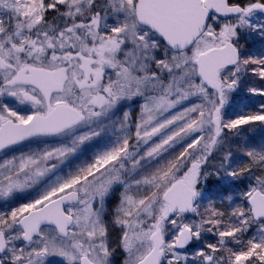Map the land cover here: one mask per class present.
I'll list each match as a JSON object with an SVG mask.
<instances>
[{"label":"snow or ice","instance_id":"6c2138e0","mask_svg":"<svg viewBox=\"0 0 264 264\" xmlns=\"http://www.w3.org/2000/svg\"><path fill=\"white\" fill-rule=\"evenodd\" d=\"M245 89L264 0H0V264H264Z\"/></svg>","mask_w":264,"mask_h":264},{"label":"rangeland","instance_id":"374dc122","mask_svg":"<svg viewBox=\"0 0 264 264\" xmlns=\"http://www.w3.org/2000/svg\"><path fill=\"white\" fill-rule=\"evenodd\" d=\"M247 96H248V93H247V90L245 89L244 92L241 93V95L239 97L240 100H243L242 106L237 107L239 113H242L241 111H244V110H242V108L245 109V107H247V106H249L251 108V109H248L249 111L256 110L259 107V103L262 100H264V98H261V97H258V96L252 97L249 100V99L246 98ZM184 106H188L187 105V102L185 103ZM128 110L129 111H132L133 117H135L136 113H138V111H139V107H138V105H133L132 108H130ZM179 110L180 109L178 108L175 111H179ZM225 112H226V115H227L228 118H235L234 115H232V113H230L228 110L225 109ZM248 113L249 112H247V114ZM262 138H264V135H260V137H257L255 140H253L254 145H259V143H260V141H261ZM179 150H181V149H180L179 146H177V148L174 149V150H172V151L178 152ZM90 157H91V153H88L87 156L81 158L80 162L81 163L87 162V160L90 159ZM246 161H247V157H244L243 160L237 159V164H242V163H244ZM65 172H67V169H65ZM248 182H249L248 179L245 178L244 184L241 185V189L240 190H244L245 187L247 186ZM18 195L21 197V200L18 201V202H26V200L24 199V197L27 195V193H21V194H18ZM0 203H2V202H0ZM109 219H110V217H109ZM209 237L210 238H213V240L212 241L209 240ZM206 239H208L210 242H215V238L212 237V236H207Z\"/></svg>","mask_w":264,"mask_h":264},{"label":"trees","instance_id":"16d2710c","mask_svg":"<svg viewBox=\"0 0 264 264\" xmlns=\"http://www.w3.org/2000/svg\"><path fill=\"white\" fill-rule=\"evenodd\" d=\"M242 102L243 100H240L239 97L236 98L231 104H229L225 109L228 110L230 113H232V115H234V117H236L237 115H240V114H247V112H250L248 109H251L249 106L242 108V110L244 111H241L242 113H239L238 112V109L237 107H240L242 106ZM247 108V109H246ZM245 135L249 138H252L253 140H255L257 137H260V135H264V131H261V127L259 125H256L255 126V131H248V126H245ZM209 240H213V238H210L209 237Z\"/></svg>","mask_w":264,"mask_h":264}]
</instances>
